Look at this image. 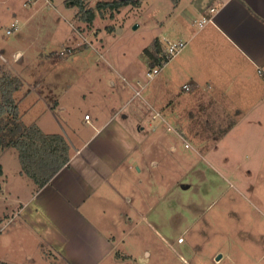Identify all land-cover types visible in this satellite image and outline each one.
<instances>
[{
	"label": "rangeland",
	"instance_id": "obj_1",
	"mask_svg": "<svg viewBox=\"0 0 264 264\" xmlns=\"http://www.w3.org/2000/svg\"><path fill=\"white\" fill-rule=\"evenodd\" d=\"M99 1L85 2L95 9ZM154 1L124 7L113 18L111 10L97 12L89 24L76 16L73 0H0V73L11 70L23 81L17 94L23 121L46 132L73 139L85 131V114L106 110L112 100L123 107L118 121L134 129L140 120L151 128L145 130L142 158L133 162L136 206L143 193L146 198L142 212L128 205L134 218L125 225L127 250L136 259L128 264H264V102L254 100L235 113L199 92L173 95L171 80L149 81L144 49L166 34L154 13L172 7L168 0ZM13 23L19 28L8 34ZM151 95L160 105L168 102L170 115L147 105ZM0 164V205H10L0 207L1 232L4 215L34 185L21 174L16 149L1 152Z\"/></svg>",
	"mask_w": 264,
	"mask_h": 264
},
{
	"label": "crops",
	"instance_id": "obj_2",
	"mask_svg": "<svg viewBox=\"0 0 264 264\" xmlns=\"http://www.w3.org/2000/svg\"><path fill=\"white\" fill-rule=\"evenodd\" d=\"M168 1L170 11L154 13L158 22L165 25L166 34L159 38L163 49L167 38L184 39L187 46L153 82L168 84L171 80L177 87L173 95L184 94L183 87L189 85L191 90L185 93L199 92L197 95L204 98L220 99L235 113L250 102L254 104V100L264 102V0ZM212 8L217 9L214 15ZM163 17L167 19L162 20ZM203 18L212 21L201 27ZM146 102L150 108L159 107L163 114L170 115L168 102L160 105L152 95ZM104 108L85 114L90 119L84 118L85 131L81 134H73V139L64 135L70 145L68 165L43 188L36 190L33 183L27 199L20 201L11 214L4 215L8 221L0 232V259L4 262L128 264L136 260L135 254L127 250L125 225H132L134 218L133 213L127 212L128 205L144 211L146 197L143 193L141 206H136L133 188L137 183L131 176L133 162L140 161L143 155L145 130L151 128H145L140 120L134 129L125 120L118 121L123 107L113 104V100ZM171 114L183 123L181 116L174 111ZM88 127L91 129L86 132ZM4 181L1 180L0 194H4ZM125 204L126 211L120 213ZM0 207L10 209V205ZM141 212H137L138 216Z\"/></svg>",
	"mask_w": 264,
	"mask_h": 264
},
{
	"label": "trees",
	"instance_id": "obj_3",
	"mask_svg": "<svg viewBox=\"0 0 264 264\" xmlns=\"http://www.w3.org/2000/svg\"><path fill=\"white\" fill-rule=\"evenodd\" d=\"M79 8V19L93 24L97 12L111 10L119 12L124 7L140 8L146 0H100L95 9L87 8L86 0H73ZM112 31V27H108ZM153 68L163 59L162 41L157 38L150 47L144 49ZM23 81L11 70L1 69L0 73V153L16 149L19 154L21 173L27 176L36 186L43 188L54 176L70 162V145L62 134L45 133L36 123L25 124L24 113L20 110L17 94L23 89ZM4 169L0 164V178ZM2 183L0 182V193Z\"/></svg>",
	"mask_w": 264,
	"mask_h": 264
},
{
	"label": "built area",
	"instance_id": "obj_4",
	"mask_svg": "<svg viewBox=\"0 0 264 264\" xmlns=\"http://www.w3.org/2000/svg\"><path fill=\"white\" fill-rule=\"evenodd\" d=\"M217 12V9L212 8L211 14L214 15V13ZM212 21V18H203L199 25L201 27L205 26L206 24L210 23ZM19 26L16 23L12 24V30H8L7 33L11 34L14 29H18ZM187 46V42L184 39H170L167 38L164 40V49L163 54L165 56V59L161 61L158 65H156L153 68H150V70L147 72V78L149 81L155 79L161 72V70L168 65V63L173 60L178 54H180L185 47ZM185 91H190L191 87L189 85H185L183 87ZM136 95H140V91L136 92ZM157 116V115H156ZM85 119L89 121L90 116L86 115ZM183 241V240H182ZM181 241V242H182Z\"/></svg>",
	"mask_w": 264,
	"mask_h": 264
},
{
	"label": "water",
	"instance_id": "obj_5",
	"mask_svg": "<svg viewBox=\"0 0 264 264\" xmlns=\"http://www.w3.org/2000/svg\"><path fill=\"white\" fill-rule=\"evenodd\" d=\"M220 259V256L219 257H217V260H219Z\"/></svg>",
	"mask_w": 264,
	"mask_h": 264
}]
</instances>
